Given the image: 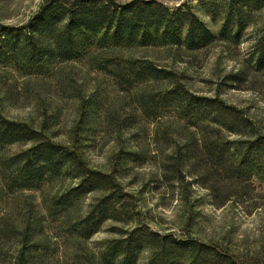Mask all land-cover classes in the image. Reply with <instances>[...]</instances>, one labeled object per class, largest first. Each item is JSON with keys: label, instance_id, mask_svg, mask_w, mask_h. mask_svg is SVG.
<instances>
[{"label": "rangeland", "instance_id": "obj_1", "mask_svg": "<svg viewBox=\"0 0 264 264\" xmlns=\"http://www.w3.org/2000/svg\"><path fill=\"white\" fill-rule=\"evenodd\" d=\"M157 1L171 10L192 8L214 34L223 25V17L214 21L198 0ZM42 4L43 0H0V23L24 25ZM263 31L264 10L245 30L239 45L216 41L197 51L141 45L92 50L84 59L59 63L40 76H24L0 64L2 115L44 130L54 143L74 148L91 169L110 173L117 167L118 181L135 197L139 212L138 220L131 223L107 221L90 240L83 241L70 234L69 224L84 217L102 193L90 194L66 213L50 216L53 199L76 186L78 179L63 176L37 190L9 195L2 191L0 168V227L14 229L10 239L1 241L0 264H16L26 239L28 246H38L26 256L34 264L97 263L111 240L140 224L162 234L214 244L245 261L264 264V182L253 180L245 192L225 187L221 197L231 198L219 204L199 176H192L198 173L201 177L197 167L184 170L185 181L170 180L163 167L194 130L186 128L174 113L149 119L136 102L138 94L167 90L179 81L193 95L218 98L242 110L264 135V71L255 67V44ZM115 58L149 61L176 78L128 91L96 67L98 62ZM32 145L6 147L0 151V160ZM128 152L140 157L123 162ZM149 257L145 251L138 264H147Z\"/></svg>", "mask_w": 264, "mask_h": 264}, {"label": "trees", "instance_id": "obj_2", "mask_svg": "<svg viewBox=\"0 0 264 264\" xmlns=\"http://www.w3.org/2000/svg\"><path fill=\"white\" fill-rule=\"evenodd\" d=\"M198 1L214 21L223 17L218 34L192 8L171 10L157 0L125 4L117 0H43L26 24L0 23V64L24 76H40L59 63L80 61L92 50L141 45L197 51L216 41L239 45L245 30L264 10V0ZM255 57L256 70L264 71V31L256 41ZM96 64L97 69L107 72L128 91L141 84L176 78L171 71L149 61L126 62L115 58ZM136 102L149 119L174 113L186 128L194 130L192 138L163 167L170 180L185 181L184 170L197 167L202 170L201 177L198 173L192 176H199L201 184L219 204L231 198L221 197L225 187L245 192L252 187L253 180L264 182V135L242 110L218 98L193 95L179 81L167 90L138 94ZM233 136L237 139H232ZM28 143L33 145L0 160L5 194L37 190L63 176L78 179L76 186L53 199L49 211L54 216L66 213L90 194L102 193L84 217L69 224L70 234L83 241L90 240L109 220L120 223L138 220L135 197L119 183L117 167L110 173L91 169L74 148L56 144L44 130L10 120L0 112V151ZM124 156L123 162L140 157L129 152ZM202 157L204 160H200ZM120 160L118 156V165ZM13 233V228L0 227V244ZM28 242L26 239L23 243L16 264H34L26 256L38 246H28ZM145 251L150 252L147 264H261L245 261L217 245L162 234L142 224L111 240L99 261L90 263L138 264Z\"/></svg>", "mask_w": 264, "mask_h": 264}]
</instances>
